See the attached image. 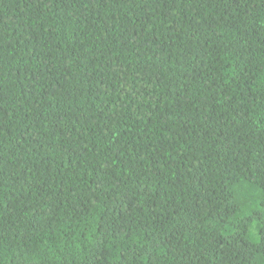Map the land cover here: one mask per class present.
I'll use <instances>...</instances> for the list:
<instances>
[{"label":"trees","instance_id":"obj_1","mask_svg":"<svg viewBox=\"0 0 264 264\" xmlns=\"http://www.w3.org/2000/svg\"><path fill=\"white\" fill-rule=\"evenodd\" d=\"M0 264H264V0H0Z\"/></svg>","mask_w":264,"mask_h":264}]
</instances>
